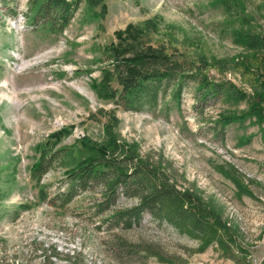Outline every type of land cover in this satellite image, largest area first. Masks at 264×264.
Returning <instances> with one entry per match:
<instances>
[{"label":"rangeland","instance_id":"rangeland-1","mask_svg":"<svg viewBox=\"0 0 264 264\" xmlns=\"http://www.w3.org/2000/svg\"><path fill=\"white\" fill-rule=\"evenodd\" d=\"M14 1L17 16L0 27V264H264V0L84 2L58 34L33 31L29 0ZM128 26L135 40L117 35ZM147 48L226 91L204 101L191 84L179 102L173 88L155 108L125 111L112 94ZM112 143L197 197L211 212L206 232L148 214L112 227L111 214L92 212L98 188L51 202L89 149ZM60 149L68 166L32 179L43 152ZM120 241L143 251L130 256Z\"/></svg>","mask_w":264,"mask_h":264},{"label":"trees","instance_id":"trees-1","mask_svg":"<svg viewBox=\"0 0 264 264\" xmlns=\"http://www.w3.org/2000/svg\"><path fill=\"white\" fill-rule=\"evenodd\" d=\"M12 2L15 1L0 0V27L6 25L7 17L17 16V5L13 3L10 6ZM84 2L90 8L103 4V0H29V11L25 15L27 26L33 31L42 29L53 34L62 33ZM132 28L128 26L123 33L117 34L118 37L125 32L135 36L137 31ZM143 52L126 62L125 73L119 76L121 89L112 94L115 104L125 111L141 112L155 108L173 88V98L179 102L191 84L198 86L199 99L204 101L226 91L225 84L210 85L201 76L187 73L182 65L172 62L164 53L150 48ZM68 158L66 149L50 153L44 151L31 170V178L39 182L56 163L67 167ZM74 165L67 171L63 182L66 191L56 195L52 203L58 202L64 207L76 197L98 188L100 198L94 202L92 212L97 217L111 214L112 227L130 230L140 226L148 214L159 224L167 222L195 233L206 232L209 223L203 218L211 212L203 203L191 193L178 189L160 169L137 159L128 145L112 143L91 148L88 156ZM123 199L132 201L131 206L120 208ZM120 244V249L130 256L143 251L139 244L126 241H120ZM52 254L59 256L56 249H52ZM47 260V264H53L51 259Z\"/></svg>","mask_w":264,"mask_h":264}]
</instances>
